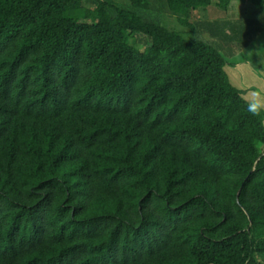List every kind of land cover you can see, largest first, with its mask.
I'll return each instance as SVG.
<instances>
[{"label": "trees", "instance_id": "trees-1", "mask_svg": "<svg viewBox=\"0 0 264 264\" xmlns=\"http://www.w3.org/2000/svg\"><path fill=\"white\" fill-rule=\"evenodd\" d=\"M232 1L0 0V264H264V113L198 18Z\"/></svg>", "mask_w": 264, "mask_h": 264}, {"label": "rangeland", "instance_id": "rangeland-1", "mask_svg": "<svg viewBox=\"0 0 264 264\" xmlns=\"http://www.w3.org/2000/svg\"><path fill=\"white\" fill-rule=\"evenodd\" d=\"M246 3V0L244 2L242 0H233L227 12L212 10L207 16H196L201 21L222 17L227 23L235 26L234 31L238 32V37L236 32L231 35V31L226 33L230 37L225 36L223 40L215 39L216 45L219 47L222 44L227 46V50L221 52L226 60L225 73L230 83L242 92L243 98L264 113V22H259V24L254 18L250 23L253 29L242 28L244 25L246 26L244 24L245 19L249 18V14H252ZM152 9L168 25L176 22L175 18L170 16L164 6L154 4ZM257 23L259 25L256 31ZM244 33L247 35L242 38ZM207 37L206 35L200 36L203 41L211 42L214 39Z\"/></svg>", "mask_w": 264, "mask_h": 264}, {"label": "clouds", "instance_id": "clouds-1", "mask_svg": "<svg viewBox=\"0 0 264 264\" xmlns=\"http://www.w3.org/2000/svg\"><path fill=\"white\" fill-rule=\"evenodd\" d=\"M249 111H256V110L250 107V108H249Z\"/></svg>", "mask_w": 264, "mask_h": 264}]
</instances>
